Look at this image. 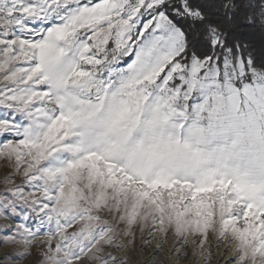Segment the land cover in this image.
<instances>
[{
    "label": "snow or ice",
    "instance_id": "snow-or-ice-1",
    "mask_svg": "<svg viewBox=\"0 0 264 264\" xmlns=\"http://www.w3.org/2000/svg\"><path fill=\"white\" fill-rule=\"evenodd\" d=\"M4 136L0 264H264V0H0Z\"/></svg>",
    "mask_w": 264,
    "mask_h": 264
},
{
    "label": "rangeland",
    "instance_id": "rangeland-1",
    "mask_svg": "<svg viewBox=\"0 0 264 264\" xmlns=\"http://www.w3.org/2000/svg\"><path fill=\"white\" fill-rule=\"evenodd\" d=\"M8 139H13V137H12V136H4V137H0V143L6 141V140H8ZM0 168H2V165H0ZM165 247H167V245H166ZM221 247H223V244L221 245Z\"/></svg>",
    "mask_w": 264,
    "mask_h": 264
}]
</instances>
